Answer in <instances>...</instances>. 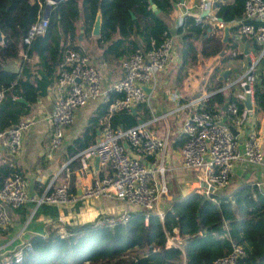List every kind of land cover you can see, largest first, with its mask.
Returning a JSON list of instances; mask_svg holds the SVG:
<instances>
[{
  "label": "trees",
  "instance_id": "obj_1",
  "mask_svg": "<svg viewBox=\"0 0 264 264\" xmlns=\"http://www.w3.org/2000/svg\"><path fill=\"white\" fill-rule=\"evenodd\" d=\"M150 1L158 14L152 12L149 0H61L50 6L44 33L23 45V37L44 5L39 6L41 0H0V131L26 116L37 97L46 94L54 81L57 63L67 49L81 52L77 45L78 27H82V36L88 37L98 12L99 35L95 41L103 58L123 60L136 49L147 52L162 43L169 36L162 17L169 14L177 0ZM244 1L213 0L210 4L214 15L230 25V33H235L237 22L243 17ZM208 29L206 18H181L176 31L181 43L177 83L196 64L197 39L202 40L203 57L214 56L222 49L236 50V41L228 38L222 44L207 35ZM242 41L251 42L258 51L252 37H243ZM20 52L24 57L19 56ZM33 53L38 59L34 73L28 62ZM229 56L224 53L221 64ZM239 56L234 54L231 58ZM218 70L210 73L204 88L211 92L204 103V110L211 116L233 99L229 96L225 102L217 91L222 87L216 80ZM121 97L122 94L111 93L108 102L96 107L81 135L67 148L68 158L93 144L97 131L105 125L124 130L149 118L144 103L134 104V113L121 109L108 114L109 102ZM253 104V114L259 117L264 113V60L255 69ZM238 105L242 109V104ZM183 141L182 136L180 147ZM17 173L13 166L0 164V184ZM212 198L190 192L171 200L161 217L152 211L136 210L129 212L125 222L109 227L96 225L98 216L93 222L63 225L64 236L48 226L43 234L28 238L31 250L14 264H212L229 253L232 245L242 251L240 264H264V191L245 185L230 196L215 194ZM26 204L34 207V203ZM41 207L45 205L37 206L34 213ZM174 230L180 244L167 246V239H174Z\"/></svg>",
  "mask_w": 264,
  "mask_h": 264
},
{
  "label": "built area",
  "instance_id": "obj_2",
  "mask_svg": "<svg viewBox=\"0 0 264 264\" xmlns=\"http://www.w3.org/2000/svg\"><path fill=\"white\" fill-rule=\"evenodd\" d=\"M196 1L199 12L205 11L208 22L213 23L214 28L220 32L224 24L210 8L213 0ZM42 4L45 6L51 4V1L41 0L39 6ZM43 10L44 7L27 30L22 39L23 45H29L33 37L44 33L47 17H43ZM195 18L198 21L201 17L198 15ZM243 20L254 23H244ZM234 35L236 39L250 36L258 46L257 53L250 58L244 73L234 82L217 90L222 92L235 86L233 99L226 105L224 118L232 125H241L249 111L243 105L242 109H239L238 104L241 103V99L248 96L251 109L253 108L255 69L258 62L264 60V0L244 1L243 17L237 22ZM172 44V39L168 36L157 47L147 52L136 49L120 61L122 75L108 88L101 86L100 73L89 63L86 56L76 50L67 49L57 64L54 80L55 101L48 118L49 151L60 145L63 130L70 124L74 110L88 101L106 103L111 93L122 94L121 98L109 102L108 114L145 102L147 95L143 87L154 84L156 75L164 69L168 61ZM210 94L211 92H208L187 103L193 110L181 126L184 137L180 147L182 165L191 170L199 182L204 184V187H200L196 192L213 200V195L227 186L232 166L236 162L261 165V180L255 186L264 191V155L256 138L253 134H248L239 146L225 123L204 110L205 100ZM164 117L165 115H161L159 118ZM32 124V120L21 118L14 125L1 130L0 146L9 154L15 153L20 147L22 131ZM148 124V121H140L124 130L110 129L105 125L101 130V137L96 142L68 159L67 162L77 159L80 169L87 170L91 162L97 158L98 166L107 170L105 174L95 175L87 184L82 185L78 194L70 190L68 168L65 167L67 162L58 171L66 168L64 180L55 185L54 178L51 179L35 199L28 197L26 183L21 175L13 174L4 179L0 184V230L9 223L8 209H16L28 202L34 203V211L39 205L68 204L79 198H115L127 205H136L145 213L152 211L161 217L162 213L157 210V206L161 196L167 193V185L162 177L163 168L155 167V157L163 151L165 139L153 136ZM124 144L134 154L152 159L147 164L132 159L126 152ZM128 217V211L115 215H100L96 225L112 227L125 222ZM56 232L60 236L65 235L62 225H57ZM166 245H175L173 239L168 238ZM30 250L27 242L11 250L0 249V264L19 263L23 254ZM241 255V249L232 245L229 253L215 259L212 264H240L238 259Z\"/></svg>",
  "mask_w": 264,
  "mask_h": 264
},
{
  "label": "crops",
  "instance_id": "obj_3",
  "mask_svg": "<svg viewBox=\"0 0 264 264\" xmlns=\"http://www.w3.org/2000/svg\"><path fill=\"white\" fill-rule=\"evenodd\" d=\"M185 15L194 17L200 15L196 0H177L173 3L169 14L162 17L173 44L164 69L156 75L154 84L145 87L147 89V97L146 101L143 102L149 113V118L145 121L149 122L148 128L150 133L155 137L165 139L163 151L155 157V167L163 168L162 177L168 189L166 197L161 202L160 200L158 202L159 207L157 206V210L161 213L172 200L170 192L172 189L170 187L171 180L174 183L175 193L180 195L182 193L187 195L190 192H196L197 189L202 187V183L199 182L196 175L182 165L180 154L179 141L183 136L181 126L193 110V107L187 106V103L208 93L204 88L210 73L214 69H219L216 80L220 81L223 87L239 78L248 66L250 58L257 53L256 47L251 42L247 44L242 39H236L234 33L229 32V38H232L237 43L234 52L222 49V53L220 51L214 56L203 57L200 53L202 40L197 39L194 42L197 54L196 64L191 66L188 73L180 78V81L177 83L176 78L180 67L181 43L180 36L176 31L179 21ZM201 18H206V22L209 25L207 35L218 38L222 43V29L220 32L216 30L213 23L208 22L206 15ZM77 34V45L81 51L78 52L86 56L89 63L100 73L101 86L105 88L110 87L122 75L121 60L103 58L101 49L96 44V37L91 35V31L88 37H83L82 27L79 26ZM224 53L230 56L221 64V57ZM234 54H240V56L236 59L231 58ZM19 56L24 57L21 52ZM37 61V56L34 53L28 59L32 73L37 68ZM14 67L17 69L18 64H15ZM225 70H229L230 73L224 81L220 73ZM54 86L53 81L48 87L46 94L38 96L34 103L30 105L28 114L22 117L24 120H32L33 124L22 131L19 149L15 153L9 154L5 148L0 146V164L6 163L16 168L17 174L21 175L25 180L28 197L33 199L39 197L51 179L54 178L53 184L55 185L61 183L67 172L65 167L68 168L70 190L76 194L79 193L80 187L87 184L93 176L103 175L107 172L106 168L98 166V163L94 165V160L87 170L80 169L77 159L74 163H71L72 160L67 162L70 159L67 156V148L75 138L81 135L87 119L101 103L99 101H88L85 105L75 109L70 124L63 130L60 145L53 151H49L50 127L48 118L55 101ZM234 87L221 92L225 102L228 101L229 96L233 98ZM226 105L221 106L213 117L222 120L229 130L232 129L239 146L242 145L248 134H253L264 155V113L256 117L253 114L252 108L251 111L247 112L243 124L232 125L228 121H225L224 118ZM161 115H165V117L159 118ZM100 137L101 131H97L94 142ZM125 150L129 155L130 153L134 154L127 145L125 146ZM135 155L138 160L145 164L152 159L151 157H144L141 154L135 153ZM66 162L68 163L67 166L58 172ZM261 176V165L236 162L232 166L227 186L215 194L230 196L242 186L255 185L261 180ZM136 210H140L136 205H127L118 199L105 197L79 198L68 204L45 205V207L38 208V211L35 213V210L33 211V208H30L25 203L19 208L8 209L9 223L4 229L0 230V249L11 250L26 242L30 236L43 234L48 226L54 228L56 231L57 225L63 226L93 222L100 215H115L122 211L132 212ZM173 232L174 239H178L176 231L174 230ZM174 239L173 241H175ZM178 241L180 242L179 239Z\"/></svg>",
  "mask_w": 264,
  "mask_h": 264
},
{
  "label": "water",
  "instance_id": "obj_4",
  "mask_svg": "<svg viewBox=\"0 0 264 264\" xmlns=\"http://www.w3.org/2000/svg\"><path fill=\"white\" fill-rule=\"evenodd\" d=\"M50 1H51V4H55V3H57V2H59L61 0H50ZM51 4H46L44 6V10H43V17L44 18H46L48 16V12H49ZM149 4H150V8H151L152 12L154 14H158V12H159L158 9L155 7V5L150 0H149ZM205 14H206V12L203 11L202 13H200V17L205 16ZM99 25H100V13L98 12L96 14V16H95V19H94L92 27H91V35H93L95 37H97L99 35ZM229 29H230V25L229 24H224V26L222 28V39H221L222 43H225L227 41V39L229 38V36H230ZM1 39H2V36H1V33H0V41H1ZM221 53H222V51H221ZM229 73H230L229 70L222 71L220 73L221 74V78L225 81L226 78H227L226 76ZM143 90H144L145 93L147 92V89L145 87H143ZM19 100L21 101V99H19ZM241 103L243 104L245 109H247L248 111H251V106L249 104L248 96H245L243 99H241ZM129 109L131 110L132 113H134L133 110H132V107L129 108ZM230 131L232 132V129H230ZM125 146H126V144H124V147ZM130 157L132 159H137V156L135 154H132V153H130ZM97 162H98V159L95 158L94 159V165H97ZM201 185H202V187H204V184H201ZM170 187L172 188L171 191H170L171 195H172V200H174L176 198H180L179 195L177 193H175L174 183H173L172 180H171ZM181 196L182 197L185 196V193H182Z\"/></svg>",
  "mask_w": 264,
  "mask_h": 264
},
{
  "label": "rangeland",
  "instance_id": "obj_5",
  "mask_svg": "<svg viewBox=\"0 0 264 264\" xmlns=\"http://www.w3.org/2000/svg\"><path fill=\"white\" fill-rule=\"evenodd\" d=\"M216 58V57H215ZM168 190V189H167ZM169 190H170V187H169ZM166 194H168V191H167V193ZM174 195V194H173ZM179 195V197L181 196L180 194H178ZM164 197H166L165 195H162L161 196V198H160V202H161V200L164 198ZM160 204V203H159ZM159 207V206H158ZM175 241H174V244L175 245H177V246H179V244H180V242L178 241V239H174Z\"/></svg>",
  "mask_w": 264,
  "mask_h": 264
}]
</instances>
